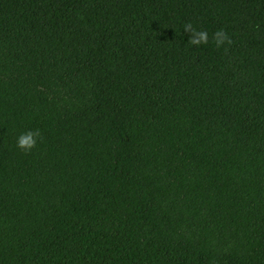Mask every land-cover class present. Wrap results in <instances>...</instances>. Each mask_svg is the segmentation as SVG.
<instances>
[{
    "label": "trees",
    "instance_id": "obj_1",
    "mask_svg": "<svg viewBox=\"0 0 264 264\" xmlns=\"http://www.w3.org/2000/svg\"><path fill=\"white\" fill-rule=\"evenodd\" d=\"M0 264H264V0H0Z\"/></svg>",
    "mask_w": 264,
    "mask_h": 264
},
{
    "label": "clouds",
    "instance_id": "obj_2",
    "mask_svg": "<svg viewBox=\"0 0 264 264\" xmlns=\"http://www.w3.org/2000/svg\"><path fill=\"white\" fill-rule=\"evenodd\" d=\"M183 30L185 33L190 34V39L188 44L190 46H200L203 44H207L209 41L208 32L205 30H197L193 27V25L189 22L183 26ZM212 40L215 43L217 48H220L224 45H231L233 43L232 39L228 36V34L223 29H217L212 34ZM225 52L228 51V48L225 47ZM43 136L39 129L29 130L25 133H22L17 138V147L23 150L25 153L31 152L37 146L38 140H42Z\"/></svg>",
    "mask_w": 264,
    "mask_h": 264
}]
</instances>
